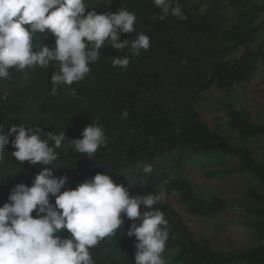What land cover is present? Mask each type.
Instances as JSON below:
<instances>
[{"label":"trees","instance_id":"trees-1","mask_svg":"<svg viewBox=\"0 0 264 264\" xmlns=\"http://www.w3.org/2000/svg\"><path fill=\"white\" fill-rule=\"evenodd\" d=\"M178 2L187 19L160 20V9L152 0H98V12L123 7L134 12L136 32L150 36V48L125 68L112 65V58L125 52L103 46L86 78L68 86L75 89V97L63 88L58 95L51 94L53 68L11 70L12 79L0 81V96L6 94L0 99V125L10 140L13 125L41 127L46 133L64 131L71 140L98 120L110 141L93 158L71 146L66 152L57 150L58 159L50 167L55 176L69 177L66 188L109 169L114 180L131 187L133 195L161 189L167 195L180 193L191 213L205 217L224 211L226 202L220 196L205 199L189 177L178 173L193 154L217 152L223 169L209 170V175L232 176L233 182L231 174L245 175L246 186L238 198L239 210L246 215L245 241L198 238L166 199L156 205L169 220L165 253L183 264H264V100L255 96L264 89V0ZM127 38L134 39L135 32L122 34L121 39ZM34 43L51 48L55 37L46 32ZM221 92L238 97L221 98ZM207 95L221 98L222 104L203 113L201 103ZM221 109L228 116L226 124ZM125 110L129 116L122 120ZM13 151L11 143L6 145L0 161V206L16 184L31 186L42 167L19 162ZM230 156L232 161L227 160ZM146 165L153 171L144 172ZM145 210L142 205L141 211ZM131 223L125 218L115 236L91 250L95 264H135L136 239L127 235Z\"/></svg>","mask_w":264,"mask_h":264},{"label":"clouds","instance_id":"clouds-1","mask_svg":"<svg viewBox=\"0 0 264 264\" xmlns=\"http://www.w3.org/2000/svg\"><path fill=\"white\" fill-rule=\"evenodd\" d=\"M97 2L0 0V81L11 80L13 69L21 72L26 68H53L51 94L56 96L63 88L75 97V89L68 86L86 78L91 65L100 59L103 46L125 52L112 58L113 67L125 68L132 58L150 48V36L136 32L134 12L124 7L118 12H98ZM152 3L160 9V20L168 16L187 19L178 0H152ZM46 32L55 37L54 47L34 43ZM133 32L134 39H121L122 34ZM5 98L6 94L0 96ZM128 116L125 110L120 118ZM9 132L14 137L11 140L0 125V161L4 159L5 146L11 143L15 149L11 154L16 160L42 167L31 186L16 184L7 202L0 206V264H95L91 250L105 238L115 236L125 218L132 221L127 235L136 239L135 264H166L169 220L156 207L168 199L166 190L133 195L131 187L114 180L109 169L75 188L65 187L67 175L53 174L50 165L58 159V149L66 152L67 146H71L82 156L93 158L105 147L110 137L103 124L93 120L80 138L71 140L64 131L46 133L41 127L13 125ZM143 170L153 171L151 165ZM180 197L179 193V201ZM142 205L147 210L141 211ZM64 232L70 235L62 236ZM173 257L176 259L174 254Z\"/></svg>","mask_w":264,"mask_h":264},{"label":"rangeland","instance_id":"rangeland-1","mask_svg":"<svg viewBox=\"0 0 264 264\" xmlns=\"http://www.w3.org/2000/svg\"><path fill=\"white\" fill-rule=\"evenodd\" d=\"M223 92H221L222 98ZM256 99L264 100V89L259 90L255 95ZM223 97L235 100L238 96L235 93L225 94ZM221 98L215 100L213 96L207 95L206 99L202 101V112L207 113L211 105L214 109L221 105ZM200 106V107H201ZM213 110V109H212ZM223 122L226 124L228 116L224 115V109L220 112ZM209 121V117H207ZM210 122V121H209ZM218 153L213 152L209 155L201 153L193 154L189 160L187 167L180 171L178 175H184L191 179L194 187L199 194L206 199H212L214 196H220L227 204V208L213 216H200L191 213L187 209V204L178 200V194L171 193L167 195L169 202L182 214L186 220L188 227L198 238L209 236L212 240L218 242V239H230L236 244H241L246 239L247 228L244 218L246 215L239 210L238 198L241 191L246 186V179L244 173H234L235 181L232 176H228L226 180L220 176H211L207 172L209 170L223 169L217 159ZM231 157V156H230ZM232 158V157H231ZM227 159L232 161L234 158ZM231 181V183H230ZM166 264H178L173 255L169 253L164 254Z\"/></svg>","mask_w":264,"mask_h":264}]
</instances>
